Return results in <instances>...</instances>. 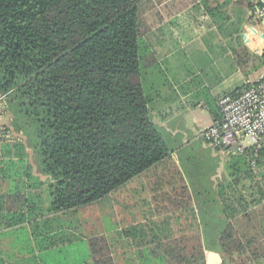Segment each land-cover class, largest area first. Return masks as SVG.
<instances>
[{
    "label": "trees",
    "instance_id": "1",
    "mask_svg": "<svg viewBox=\"0 0 264 264\" xmlns=\"http://www.w3.org/2000/svg\"><path fill=\"white\" fill-rule=\"evenodd\" d=\"M142 1L0 0V101L17 116L5 130L24 133L48 178L44 213L100 203L169 156L143 77L152 64ZM14 140L0 137V146L26 149L22 136ZM228 158V181L217 189L223 204L209 191L199 195L197 236L143 239L140 264H207V252L220 264H264V139ZM246 176L258 194L240 188ZM181 194L191 202L188 190Z\"/></svg>",
    "mask_w": 264,
    "mask_h": 264
},
{
    "label": "crops",
    "instance_id": "2",
    "mask_svg": "<svg viewBox=\"0 0 264 264\" xmlns=\"http://www.w3.org/2000/svg\"><path fill=\"white\" fill-rule=\"evenodd\" d=\"M260 4L264 0H143L141 24L150 48L149 69L165 63L168 81L158 98L148 92L153 121L170 149L168 158L109 195L113 225H105L102 232L100 215L95 214L93 229L86 228L91 206L66 214L44 213L51 202L45 190L48 178L35 165L34 152L1 145L0 264H140L139 251L149 248L143 239L160 236L173 242L197 236V208L206 198L200 193L209 191L210 200L223 204L217 189L229 174V158L211 148L202 133L220 121L214 112L221 116L222 96L264 78V23L259 19L253 24ZM7 122L0 127L9 129ZM190 147L200 155L185 153ZM182 154L190 162L197 156L205 159L190 171L208 174L207 188L202 180L192 185L189 159ZM185 189L191 202L181 194ZM103 204L105 200L92 206L101 209ZM77 213L82 219L74 218ZM75 220L82 234L70 226ZM147 223L152 231L144 229ZM47 238L57 245L45 247L42 239ZM80 242L87 244L86 251L79 248ZM221 262L219 254L207 252V264Z\"/></svg>",
    "mask_w": 264,
    "mask_h": 264
},
{
    "label": "built area",
    "instance_id": "3",
    "mask_svg": "<svg viewBox=\"0 0 264 264\" xmlns=\"http://www.w3.org/2000/svg\"><path fill=\"white\" fill-rule=\"evenodd\" d=\"M264 17V5L254 13V19ZM221 111L219 122L202 133L208 145L226 157L244 154L245 144L251 139L253 146L264 139V78L237 96L225 95L218 103ZM3 103L0 109L5 111ZM4 134L7 136L4 137ZM11 132L0 127V137L11 139Z\"/></svg>",
    "mask_w": 264,
    "mask_h": 264
},
{
    "label": "rangeland",
    "instance_id": "4",
    "mask_svg": "<svg viewBox=\"0 0 264 264\" xmlns=\"http://www.w3.org/2000/svg\"><path fill=\"white\" fill-rule=\"evenodd\" d=\"M164 64L165 63H162V64L160 63V66L157 65L156 68L146 69L144 71V74H143L145 82H146V80H148V82H146V87L149 88L148 89L149 92L155 98H158L159 90H162V89L166 88V86L168 84L167 78L165 76L166 75V71H165V69L163 67ZM183 65H185V64L183 63ZM148 76H149V78H148ZM161 100H162V103H164V95L162 96ZM1 113L5 114L6 117H4V118L0 117V119H1L0 124H2L4 122H7V120H8L7 123L8 124L10 123L9 125H11L9 129L12 130L13 127H14L13 126L14 122H16V118H17V116L14 114L15 112L13 110H11V109L10 110L5 109V111L0 109V114ZM18 133L19 134H16L15 132H13V133L11 132V136H10L11 139L10 140L9 139H5V138H2V140H5V141L8 140V141L13 142V141H16L14 139H18L20 141L21 140V136H22L23 137V141H25L26 149L32 150V147L29 145L30 141L26 139V136L23 135L24 133L21 132V135H20V132H18ZM5 136L6 135L4 134V137ZM31 136H32V132H30V135H29L28 138H31ZM245 144L247 145L248 148H250V147H252L254 145L251 139L247 140ZM192 149L193 148L190 147L189 149H187L185 151V153H189L191 155H196V154L200 155L198 149L195 148L196 152H194ZM182 156L183 157H187V158H185V161H187V159H189V156H185L184 154H182ZM197 157L193 159V162H190V159L186 162V167H187V169L190 172V173H187V177L191 181L193 186H194V184H198V182L200 180H202L200 182L202 183V185L205 188H207L208 187V183H209L207 178L209 177V175L208 174H205V175H200V174L199 175H194V173H191V171H190L191 168H196L197 169L198 166L201 167L202 164L205 162V159L199 158V160H198ZM34 159H35V162H36L35 165L40 167L39 162H38V160H37V158L35 156H34ZM207 164H208V166H212L208 161H207ZM255 182L256 181L252 177H247L246 176V177L242 178V182H241L240 188H243L246 193H252L253 192L254 194H258L257 193L258 188H257V185L255 184ZM45 190L47 192L49 200H51L50 193H49V186L48 185L45 186ZM95 214L96 215H100V217H102V220L104 221V222L103 221L99 222V220H98V222L100 223L102 232L106 231L105 225H106L107 228L111 229V227L113 225V219L111 218V214L114 215V211H113V208L111 206L109 198L105 199V204H103L101 209L99 208V205L98 206L96 205L94 207L91 206V208H87L86 215H85L86 216L85 218L88 219V222H86V224H85L87 230H89L91 228L93 229L94 225H92V224H95V223H93L92 221H94ZM121 214H124V213H121ZM75 215L76 216H74V218H76V219H82V217H83L82 213H80V214L77 213ZM77 221L78 220H75L72 223H70V226L72 228H75L77 231H79L80 234H82L83 230H82L81 226L80 227L78 226ZM90 221H91V224H90ZM107 232H109V231H107ZM111 233H113V231ZM79 248L81 250H85L86 251L87 244H85L84 242H80L79 243Z\"/></svg>",
    "mask_w": 264,
    "mask_h": 264
},
{
    "label": "water",
    "instance_id": "5",
    "mask_svg": "<svg viewBox=\"0 0 264 264\" xmlns=\"http://www.w3.org/2000/svg\"><path fill=\"white\" fill-rule=\"evenodd\" d=\"M261 19H262V21H261ZM261 19H260V21H261L262 23H264V17H262ZM258 23H259V19H254V23H253V24L256 25V24H258Z\"/></svg>",
    "mask_w": 264,
    "mask_h": 264
}]
</instances>
